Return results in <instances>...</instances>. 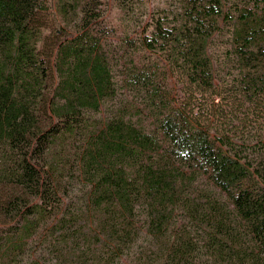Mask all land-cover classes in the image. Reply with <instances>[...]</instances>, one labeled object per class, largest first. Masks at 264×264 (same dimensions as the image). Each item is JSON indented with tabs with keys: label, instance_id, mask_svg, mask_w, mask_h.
Masks as SVG:
<instances>
[{
	"label": "trees",
	"instance_id": "1",
	"mask_svg": "<svg viewBox=\"0 0 264 264\" xmlns=\"http://www.w3.org/2000/svg\"><path fill=\"white\" fill-rule=\"evenodd\" d=\"M101 1L58 0L56 29L0 0V264H264V0H186L119 42Z\"/></svg>",
	"mask_w": 264,
	"mask_h": 264
},
{
	"label": "rangeland",
	"instance_id": "2",
	"mask_svg": "<svg viewBox=\"0 0 264 264\" xmlns=\"http://www.w3.org/2000/svg\"><path fill=\"white\" fill-rule=\"evenodd\" d=\"M58 0H47V15H45V21L48 25L53 28L58 29L63 22L60 18L59 9L57 7ZM251 3L245 2L244 6H248L256 8L258 11L262 10V2L261 0H250ZM102 10L105 18V26L108 31V36L113 40L119 42L125 32H129L131 37H144L149 34L151 30V23L154 20L160 19L166 24H173L176 22L177 17H179L180 12L182 10V6L185 4L186 0H102ZM122 2H130V7L128 14L126 17L127 21L130 19L131 27L127 28L128 22H123V12L121 11L120 5ZM258 2V5L256 3ZM234 0L226 1L227 7L233 10V16H236L235 10L233 9L235 5ZM133 20L139 21V26L137 27L138 34L133 31ZM221 28H219L209 39L207 45V53L212 58V62L219 67V62L221 60V56L223 54V50L225 46L230 43L229 31L230 25L227 23L223 24L220 22ZM49 29H44V32H48ZM40 45V44H39ZM119 50H122V46L118 45ZM131 52V51H129ZM133 56L136 62L140 64H148L152 68H161V62L163 59V55L159 52H153L147 49L139 48L138 50H134ZM220 71L216 73V80L224 81L225 79L231 78L233 76V72H236L237 66L231 65L229 71L222 70L221 66L219 67ZM220 76V77H218ZM221 78V79H219ZM182 86L181 81L177 80L175 77L169 79V88H171L172 93L178 92V89ZM241 114V113H240ZM258 113L255 114L256 119L258 118ZM251 123L256 120L253 117L249 119ZM245 129H243L244 131Z\"/></svg>",
	"mask_w": 264,
	"mask_h": 264
}]
</instances>
